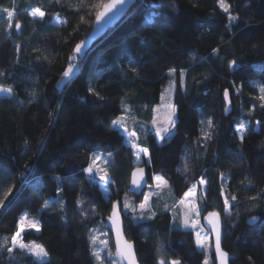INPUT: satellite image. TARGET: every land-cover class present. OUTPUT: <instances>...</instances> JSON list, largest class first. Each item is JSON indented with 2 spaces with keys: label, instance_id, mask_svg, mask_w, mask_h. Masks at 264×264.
<instances>
[{
  "label": "trees",
  "instance_id": "1",
  "mask_svg": "<svg viewBox=\"0 0 264 264\" xmlns=\"http://www.w3.org/2000/svg\"><path fill=\"white\" fill-rule=\"evenodd\" d=\"M102 2L109 0H0V85L12 89V98L0 99V264H112L93 255V237L105 230L114 252L105 220L116 201L140 264H204L207 257L215 264L212 243L198 250L194 231L174 228L178 203L202 184L201 220L221 216L230 264H264V0H224L238 17L231 23L218 0H138L73 62ZM35 9L44 17L34 18ZM70 64L78 72L63 83ZM168 86L176 126L160 143L152 123ZM118 118L147 148L149 165H136L112 125ZM93 153L107 170L108 197L98 181L103 172L85 171ZM140 166L148 167V185L153 177L167 182L142 219L136 207L147 189L128 194ZM127 200L136 211L123 210ZM22 215L38 219L40 232L23 241L43 246L42 260L8 251ZM253 217L258 222L249 225Z\"/></svg>",
  "mask_w": 264,
  "mask_h": 264
},
{
  "label": "snow or ice",
  "instance_id": "2",
  "mask_svg": "<svg viewBox=\"0 0 264 264\" xmlns=\"http://www.w3.org/2000/svg\"><path fill=\"white\" fill-rule=\"evenodd\" d=\"M57 2H59V0H57ZM124 3H126V0H109V2L107 3H100L98 5V7H100L102 10L98 11L96 14V23L99 24L103 19H105L109 13H112L114 10L117 9L118 6H122ZM219 3V7L221 9H223V11L225 13H229L228 15V20L231 23L232 21H235L238 19V17L231 15V13L229 12V5L226 4L224 2V0H218ZM2 11L7 12V16L8 19L11 20L13 17V13L11 11H8L7 9H4ZM31 15L33 17L39 16L40 18H43L45 13L40 11L39 9H35L31 12ZM9 27H12L11 23H9L8 25ZM15 27L17 29L20 28V25L17 23L15 25ZM82 50V45L78 44L75 48V52L77 54H79ZM235 61L232 62V65H235ZM230 65V67L232 66ZM237 67H239V65H237ZM74 71V66L73 65H69L68 69L66 71H64L63 75L65 78L70 77V75L72 74V72ZM171 72H174L175 69L170 70ZM91 91V89H90ZM237 92H239V89H237ZM259 92H260V99L262 101H264V85H261L259 87ZM0 93H8L11 94L12 93V89L11 88H5V87H0ZM224 97L225 100L228 101L229 103H231V101L228 99L229 98V92L227 89H225L224 91ZM261 107H264V103L261 104ZM227 110V109H226ZM175 109H172V114L174 115ZM122 120L123 118H118L117 120L112 121V125L115 127H122ZM153 123H155V120L153 121ZM209 126H211L212 122L208 121ZM168 125L170 126V128H175L176 126V121L169 118L168 120ZM169 131V127H163V128H158L156 131V135H160L161 132H168ZM238 132L241 133V139L243 140L244 135L243 133L245 132V126L241 125L240 128L237 129ZM125 132L130 136V137H135L136 133L135 132H131L128 133V130L125 128ZM134 148L137 147L135 144L132 145ZM140 151H143L144 153H147V148H142L140 149ZM101 159L100 154L98 153H93V159H92V163L89 165V167L87 169H85V171L92 173L93 172V168L97 167V161H99ZM104 163H108L107 160L104 161ZM97 170L99 172H103V175L100 177L102 180H107L108 179V173L106 169L103 168H99L97 167ZM139 172L141 173V179L142 177V173H143V169H140ZM57 179H59V177H57ZM156 180V187L159 188L162 185L166 186L167 182L163 181V179L161 177H155ZM145 184H147V182H144ZM201 183H204V181L202 180ZM132 184L135 186V188L139 189L141 187V183L136 179V173H133V180H132ZM149 187V195H146L144 197V202H142L139 205V208L141 210V216L139 218H144L143 217V212L146 209V205L148 200L150 199V195H151V185H148ZM194 191H190L189 193H187L186 195H194ZM232 199H235V197H232ZM2 203V202H0ZM181 203H183V201H181ZM225 205L226 208L225 210L227 211V201H225ZM45 207H48V204H45ZM130 206L128 205L127 202H125L124 204V208L128 209ZM132 211H136L135 208H132ZM190 213H193L196 217L199 216V211L193 207L192 209H190ZM135 218V217H134ZM25 219L26 217H22L20 220V231H17L15 233V235L12 237V244L13 247H19L22 250H27L31 255L35 256L37 259L42 260L45 257L48 256V252L43 248V246L35 244L34 242L29 246L24 244L23 242H21V238H20V233L21 231L24 230V223H25ZM110 219H113V223L116 226L117 229V236H118V242H117V252L118 254L123 258L126 259L128 261V264H136V260H135V254L132 251V244L124 241V247L121 248L120 247V241H119V237H121V232L119 229V225H118V211L116 206H113V214L112 217H110ZM205 219L208 221V223L212 226L211 227V231L215 233V249H216V257L219 261V264H228V253L223 251L220 247V231H219V215L218 213L215 212H211L208 214V216L205 217ZM253 220H255V217L252 218ZM185 227H192L195 232H196V242H197V246L200 248H205L207 245V235L202 236L201 233L203 231L202 228H197V224L198 221L195 219H192L190 222V217L189 215H185ZM29 227L31 228H35L36 231H39V227H38V222L37 221H31L29 222ZM5 240H7V238H5ZM106 243V242H105ZM13 248H9L8 251L12 252ZM93 255L96 256V259L99 261L100 260V255L98 252H94ZM251 259V258H250ZM159 264H164L163 259L160 260ZM170 264H180V260L179 259H175V260H171ZM204 264H208V260L205 259Z\"/></svg>",
  "mask_w": 264,
  "mask_h": 264
},
{
  "label": "rangeland",
  "instance_id": "3",
  "mask_svg": "<svg viewBox=\"0 0 264 264\" xmlns=\"http://www.w3.org/2000/svg\"><path fill=\"white\" fill-rule=\"evenodd\" d=\"M34 18H40L39 16H36ZM55 23H60V21L58 20H55ZM78 66L77 65H74V71L72 72V74L70 75V77L68 78H64V82H69L74 76L75 74L78 72ZM173 87L171 86H168L163 94H162V97H161V105L157 106L156 109H155V113H154V120H155V123H152V130L153 132L156 133L157 129L158 128H163V127H169V131L168 132H161V134L158 136L157 135V139H158V142L162 143L163 140L171 135L175 128H170V126L168 125V120L169 118L173 119L176 121V109L173 105V102H172V98H173ZM175 109V112H174V115L172 114V109ZM153 120V121H154ZM115 129L119 130L121 135L123 136L124 138V142L127 144V145H130L132 146L133 144H135L137 147H133L132 148L134 149L135 151V156H136V165H141L142 163H145L146 165H149L150 164V160H149V154L148 152L147 153H144L143 151H140V148L137 144V141H138V138L137 136L135 137H130L126 132H125V128L123 127H115L113 126ZM240 128V127H238ZM128 133H131L128 131ZM245 133V132H244ZM243 133V134H244ZM239 135L241 136V133L239 132ZM98 181H100V186H101V190L102 192L104 193V195L106 197H108L110 191L107 187V185L104 183V181L99 177L98 178ZM164 181V180H163ZM156 180H155V177H153V183L151 185V195H150V199L148 200L147 202V205H146V209L144 210L143 213H146L148 211H150L151 209V203H152V198L154 196H157L159 193H161L162 191H164V189H166V186L162 185L161 187L157 188L156 187ZM202 190V191H200ZM190 191H194V195H185L184 198L181 200L183 201V203H181V201L178 203L177 207H176V210L174 211V228H177V229H182V230H192L194 231V236L196 237V232L195 230L192 228V227H185V215H189L190 217V222L192 219H195L198 221V224H197V228H202L203 231L201 233L202 236H205L208 234V232L205 231L204 229V226H203V223H202V220H201V213H200V198L201 196L203 195V191H204V184H202V189L197 186V187H192L188 193ZM146 195H149V187L147 188L143 198H142V202H144V197ZM128 203V205L130 206L128 209H125L124 206H123V210L125 211H130L132 212V208H134L133 204L127 200L126 201ZM140 203V204H141ZM139 204V205H140ZM139 205L136 207L137 208V213L140 214L141 216V210L139 208ZM193 207H195L198 211H199V216L196 217L193 213H190V209H192ZM44 210V209H43ZM22 217H26L25 219V223H24V230L21 231L20 233V238H21V242H23L24 244H26L24 241H23V235L29 231H34L36 233H39V231H36L35 228H31L29 227V222L31 221H37L38 222V219H30L28 218L27 216L25 215H22L20 217V220ZM20 225V224H19ZM38 227H39V223H38ZM40 229V228H39ZM20 231V229H19ZM207 233V234H206ZM211 236V235H210ZM208 237V235H207ZM109 236H108V233L103 230L101 231L100 233H98V235H96L95 237H93V243H94V247H95V252H98L99 255H100V260L103 261V260H109V261H112V264H120L114 257L113 255V252L110 250V245H109ZM106 242V243H105ZM207 243H209V237L207 239ZM27 245V244H26ZM13 249H21L19 248L18 246L17 247H13ZM203 249H210V245L209 247H205ZM207 260H208V264H212V260L210 259V257H207Z\"/></svg>",
  "mask_w": 264,
  "mask_h": 264
},
{
  "label": "water",
  "instance_id": "4",
  "mask_svg": "<svg viewBox=\"0 0 264 264\" xmlns=\"http://www.w3.org/2000/svg\"><path fill=\"white\" fill-rule=\"evenodd\" d=\"M138 0H126V3H124L122 6H118L116 10H114L112 13H109L108 16L103 19L99 24L94 23L93 26V30L91 32V34L88 36V38L83 41L81 43L82 45V50L79 54H77L74 50V54L72 57L73 62H78V61H83L87 52L90 50V48L92 47V45L99 40L100 38H102L104 35H106L107 32H109L110 30H113L124 18L125 16L130 12V10L136 5ZM102 10V9H101ZM0 87H3L0 85ZM1 98H7L10 99L12 98V93L8 94V93H0V99ZM230 100V95L229 98ZM225 100V98H224ZM231 101V100H230ZM225 104H226V112L225 115L228 116L231 111H232V104L229 103L228 101L225 100ZM140 169H143V173H142V179H141V173L139 172ZM133 173H136V179L141 183V187L139 189L135 188V186L132 184V180H133ZM147 182V184H145L144 182ZM148 187V167L147 166H140V167H136L130 177V184H129V189H128V194L139 197L141 196L145 190ZM113 206H116L117 211H118V225H119V229L121 232V237H119V241H120V247L123 248L124 247V241H127L129 243L132 244V251L135 254V260H136V264H140L136 255V250H135V245L133 242L128 241V239L126 238L125 235V225H124V220H123V216H122V212H121V202L120 201H116ZM113 206H112V210L111 213L109 215L108 218H106L105 220V226L108 229V231L111 234L112 237V241H113V247H114V252L113 255L115 257V259L120 263V264H128V261L126 259H123L117 252V242H118V236H117V229L116 226L113 223V219H110V217H112L113 214ZM211 213V212H209ZM207 213L203 220V226L204 228L210 233L211 238H212V245H213V253H214V257H215V264H219V261L216 257V249H215V233L211 231V225L208 223V221L205 219L206 216H208ZM219 215V214H218ZM258 222L257 219L255 220H251L249 222V225H255ZM219 231H220V247L222 248V241H223V221L221 216L219 215ZM224 251V250H223ZM226 252V251H225ZM228 264H230V255L228 254Z\"/></svg>",
  "mask_w": 264,
  "mask_h": 264
},
{
  "label": "crops",
  "instance_id": "5",
  "mask_svg": "<svg viewBox=\"0 0 264 264\" xmlns=\"http://www.w3.org/2000/svg\"><path fill=\"white\" fill-rule=\"evenodd\" d=\"M206 234H207V233H206ZM207 235H208V237H209V243H207L206 246L209 247V245L212 243V238H211V236H210V233H208ZM195 244H196V247L198 248V250H201V251H202V250H203V251L206 250V249H203V248H200V247L197 246L196 237H195ZM208 250H209V249H208Z\"/></svg>",
  "mask_w": 264,
  "mask_h": 264
}]
</instances>
